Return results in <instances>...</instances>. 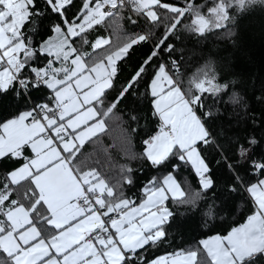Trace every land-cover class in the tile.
Here are the masks:
<instances>
[{
  "label": "snow or ice",
  "instance_id": "snow-or-ice-1",
  "mask_svg": "<svg viewBox=\"0 0 264 264\" xmlns=\"http://www.w3.org/2000/svg\"><path fill=\"white\" fill-rule=\"evenodd\" d=\"M256 4L264 0H0V103L13 109L0 118V163L18 165L0 172V264H264V158L251 154L258 141L236 143L237 160L218 184L207 155L224 148L213 105L230 86L211 61L185 80L175 43L181 28L234 36L229 25ZM116 154L127 160L116 163ZM105 165L117 167L115 182ZM185 169L198 190L182 185ZM243 193V223L148 257L172 243L173 205L205 202L200 214L211 226Z\"/></svg>",
  "mask_w": 264,
  "mask_h": 264
},
{
  "label": "trees",
  "instance_id": "trees-1",
  "mask_svg": "<svg viewBox=\"0 0 264 264\" xmlns=\"http://www.w3.org/2000/svg\"><path fill=\"white\" fill-rule=\"evenodd\" d=\"M170 3L182 4L183 0H169ZM202 3L204 0H198ZM125 27L131 30L127 24ZM234 29L235 35L228 36L225 30L209 34L206 38H200L192 33L180 29V40L176 45L181 49L177 56H182V72L184 78L196 73L207 62L211 61L218 74V78L225 83H229V92L222 94V99L213 105V108L221 115L216 120L214 129L219 132V143L224 146L223 152L211 150L207 155L212 163L213 172L216 174L218 184H223L229 177L227 165L237 160L236 143L245 144L246 141L255 139L258 143L251 147V154L254 159L264 158V5H253L249 10L236 15L235 24L229 25ZM165 29L163 26L155 30L153 41L158 40ZM171 39V38H170ZM151 45L147 47L139 46L135 54L128 60L123 70L122 78H126L138 63L142 62L148 55ZM237 98L238 102L233 100ZM13 111L10 102L0 103V118L8 112ZM119 129L112 133L116 136ZM231 141V142H229ZM112 140L105 138L104 143L109 144ZM88 152L92 149L86 145ZM141 144L138 140L133 141V150L139 152ZM115 153V150H113ZM227 157L225 160L224 157ZM102 161L103 158L101 157ZM116 163H123L127 157L122 154L114 156ZM136 163H139L137 161ZM18 166L15 162L7 164L0 163V172L6 173L11 168ZM104 171L109 179L115 182L118 179V169L116 166L105 165ZM148 175H155L154 171L145 169ZM182 185L191 191L198 190V183L195 174L190 169H185L180 173ZM146 182V176L140 175L137 187ZM235 195V199H230L228 209L220 212L223 220L217 218L211 226L203 224L206 219L202 211H207L205 202H201L196 209L187 206L173 209L178 214L175 228L172 231V243L161 248L152 249L148 252L149 258L166 255L180 249H190L196 245L199 239H204L207 235L222 232L225 222L231 226H238L243 223L246 216L250 214V198L246 193ZM219 203V202H217ZM215 211L219 212L217 207ZM205 259V257H201Z\"/></svg>",
  "mask_w": 264,
  "mask_h": 264
}]
</instances>
